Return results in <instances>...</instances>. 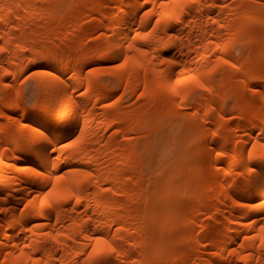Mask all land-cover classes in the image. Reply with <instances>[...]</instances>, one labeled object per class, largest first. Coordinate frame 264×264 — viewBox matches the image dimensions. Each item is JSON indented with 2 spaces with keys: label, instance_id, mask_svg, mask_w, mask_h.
<instances>
[{
  "label": "bare ground",
  "instance_id": "6f19581e",
  "mask_svg": "<svg viewBox=\"0 0 264 264\" xmlns=\"http://www.w3.org/2000/svg\"><path fill=\"white\" fill-rule=\"evenodd\" d=\"M263 32L264 0H0V264H264Z\"/></svg>",
  "mask_w": 264,
  "mask_h": 264
},
{
  "label": "rangeland",
  "instance_id": "374dc122",
  "mask_svg": "<svg viewBox=\"0 0 264 264\" xmlns=\"http://www.w3.org/2000/svg\"><path fill=\"white\" fill-rule=\"evenodd\" d=\"M262 36H264V32L262 33ZM235 53H238L236 50ZM114 61H103L102 66H104L102 69L106 70L108 68H111L113 66ZM38 66H33L30 68H26L17 78L16 84H15V90L18 92L21 97L24 99V101L28 104H31L34 101V98L38 95L37 89L35 87L34 78L28 77V74L31 73L33 70H35ZM229 68V67H228ZM106 80V78L104 79ZM115 93L112 95V99L119 93L116 89L114 90ZM4 96V90L0 88V97ZM231 104V102L228 103ZM159 147V146H158Z\"/></svg>",
  "mask_w": 264,
  "mask_h": 264
},
{
  "label": "snow or ice",
  "instance_id": "6c2138e0",
  "mask_svg": "<svg viewBox=\"0 0 264 264\" xmlns=\"http://www.w3.org/2000/svg\"><path fill=\"white\" fill-rule=\"evenodd\" d=\"M224 63H227V61H224ZM177 83H180V81H177ZM199 87H203V85H199ZM85 175H87V173H84ZM109 251H112V249L109 247L108 249Z\"/></svg>",
  "mask_w": 264,
  "mask_h": 264
}]
</instances>
